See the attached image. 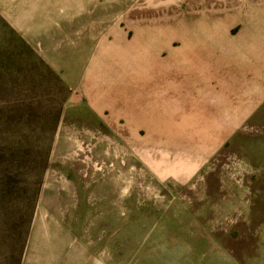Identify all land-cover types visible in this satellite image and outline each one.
Wrapping results in <instances>:
<instances>
[{
  "label": "rangeland",
  "instance_id": "obj_1",
  "mask_svg": "<svg viewBox=\"0 0 264 264\" xmlns=\"http://www.w3.org/2000/svg\"><path fill=\"white\" fill-rule=\"evenodd\" d=\"M29 250L264 264V0H0V264Z\"/></svg>",
  "mask_w": 264,
  "mask_h": 264
},
{
  "label": "crops",
  "instance_id": "obj_2",
  "mask_svg": "<svg viewBox=\"0 0 264 264\" xmlns=\"http://www.w3.org/2000/svg\"><path fill=\"white\" fill-rule=\"evenodd\" d=\"M42 248H44V247H42ZM33 253H36V254L33 255ZM57 253H60V252H57ZM51 254H53V255H51ZM55 254H56L55 251L51 252V251H47V250H45V251H43V250H41V251H39V250L30 251L29 250L25 254L22 264H78L77 262L66 260V256L62 257L63 259L61 260V257L57 256V254L56 255Z\"/></svg>",
  "mask_w": 264,
  "mask_h": 264
}]
</instances>
